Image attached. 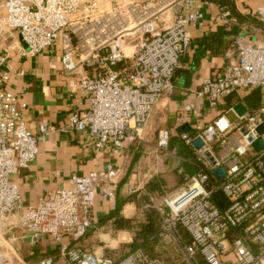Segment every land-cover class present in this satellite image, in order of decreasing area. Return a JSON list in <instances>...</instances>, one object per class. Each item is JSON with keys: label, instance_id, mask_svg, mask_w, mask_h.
<instances>
[{"label": "built area", "instance_id": "built-area-1", "mask_svg": "<svg viewBox=\"0 0 264 264\" xmlns=\"http://www.w3.org/2000/svg\"><path fill=\"white\" fill-rule=\"evenodd\" d=\"M110 1L0 0V36L5 30H16L24 44L20 55L59 42L63 68L82 70L78 84L87 92L89 104L69 115L68 126L87 133L96 149L123 148L126 141L142 139L159 96L173 89L174 72L190 45L189 26L203 18L210 2L146 0L111 6ZM260 1L257 17L263 39L252 44L237 39L236 52H226L227 62L214 77L203 78L196 92L211 109H217L230 94H237L238 100L216 115L210 125L217 131L212 140L203 135L210 126L200 123L197 134H181L190 146L196 135L205 141L197 157L188 161L196 170H181L182 187L154 203L162 220L157 234L173 236L181 264H199L198 257L206 264H264V146L257 151L251 145L264 120V0ZM216 4L221 23L233 24L230 9ZM164 12L172 20L159 27L158 17ZM6 59L7 54L0 51V221L14 219L12 225L27 234L30 244L44 235L59 243L54 253L32 264H162L141 250L113 261L77 243H62L64 234L78 242L94 227L97 195L115 198L119 168L112 164L86 175H72L69 186L49 189L36 203L23 207L10 175L33 161L39 143L52 128L46 121L39 122L36 132L26 126L17 96L4 86L9 79L3 67ZM254 89L259 92V107L249 112L243 97ZM238 101L246 106V113L235 114L233 121L225 118L226 127L217 129L215 122L230 111L235 113L233 105ZM184 109L195 119L202 117L192 103ZM232 129L237 141L224 150ZM169 139L170 131L160 129L157 149L168 151ZM215 140L223 145L217 155L210 145ZM217 166L224 169L220 178L212 173ZM214 193H220L223 206L213 201ZM178 226L187 232L188 242L179 235ZM19 239L10 231L7 238L0 237V264H29L15 245Z\"/></svg>", "mask_w": 264, "mask_h": 264}, {"label": "crops", "instance_id": "crops-1", "mask_svg": "<svg viewBox=\"0 0 264 264\" xmlns=\"http://www.w3.org/2000/svg\"><path fill=\"white\" fill-rule=\"evenodd\" d=\"M144 1L111 0L109 4ZM230 1L231 4L226 7L234 20L230 26L221 23L217 17V2L212 1L204 7L203 18L189 26L190 45L180 57V66L174 72L172 91L159 96L151 119L142 131V139L126 141L123 148L107 146L96 149L87 133L68 126L69 115L75 110L87 108L89 98L78 84L82 70L67 72L63 68L59 42L37 53L20 55V46L24 44L18 32L3 31L0 51L7 54L3 67L9 75L5 88L17 96L18 108L29 129L36 132L40 121L48 122L52 128L51 133L39 143L33 161L10 175V180L17 185L22 196L23 207L36 203L49 189L69 186L72 175H86L103 169L107 164L119 168L115 198L106 200L96 196L93 208L95 229L104 224L112 225L116 214L132 217L142 208L136 201L142 195L158 202L164 195L182 187L184 172L187 173L183 164L198 155L197 150L181 138L182 125L188 124L189 132L195 135L198 133L197 123L210 126L216 115L238 100L237 94L233 93L225 97L217 109L209 108L204 99L196 96L202 79L214 77L221 70L228 60L225 53L236 52L237 39L240 38L242 43L263 39L257 17L261 1ZM170 20L172 16L164 12L158 17L159 27ZM87 72L92 73V69H87ZM190 103L202 111L199 120L185 111V105ZM163 128L170 131L166 152L156 147L157 132ZM179 143L183 148H179ZM149 187L156 190L150 192ZM132 195L135 199L127 200ZM9 231L19 235L15 245L29 264L54 253L59 246L48 235L30 244L27 234L6 221H0V237L7 238ZM62 243L72 245L77 242H71L70 234L66 233ZM35 246L37 250H34Z\"/></svg>", "mask_w": 264, "mask_h": 264}, {"label": "rangeland", "instance_id": "rangeland-1", "mask_svg": "<svg viewBox=\"0 0 264 264\" xmlns=\"http://www.w3.org/2000/svg\"><path fill=\"white\" fill-rule=\"evenodd\" d=\"M243 44H252L247 43L246 41H243ZM237 141L236 131L232 129L228 134V144L224 148L227 149L228 145H234ZM212 150H214V153L217 155L219 150H223V145L221 146L219 144V141L215 140L212 141L210 144ZM179 148H183L182 143H179ZM143 197H139V201L142 200ZM150 205L152 203H156V199H151ZM143 205L145 204V201L142 202ZM149 205L148 203H146ZM147 205L143 206L134 214L136 220H142L143 219V212L142 209L146 207ZM148 207V206H147ZM18 229V228H16ZM20 230V229H19ZM21 231V230H20ZM177 231L179 235H181L182 239L186 242L189 241V236L187 232L182 228L181 226L177 227ZM22 232V231H21ZM25 233V232H23ZM186 233V235H184ZM132 239V233L130 231H125L121 229H117L114 224L108 225L104 224L99 226L98 228H92L89 230L85 235L82 236V238L78 241V245L81 247L90 250L94 253H96L99 256L108 257L112 259L113 261H118L125 257L126 255L130 254L126 253L128 251V248L125 247V244L130 242ZM24 244H26V241L24 240ZM38 247L35 246L34 250H37ZM154 257L158 258L162 264H181V252L176 246V243H174L173 236L169 233L165 235L164 237H160V241L154 247ZM21 256L23 255L22 252H19ZM144 254H146L144 252ZM147 255V254H146ZM148 259L153 260L147 255ZM199 262V257H198Z\"/></svg>", "mask_w": 264, "mask_h": 264}, {"label": "trees", "instance_id": "trees-1", "mask_svg": "<svg viewBox=\"0 0 264 264\" xmlns=\"http://www.w3.org/2000/svg\"><path fill=\"white\" fill-rule=\"evenodd\" d=\"M209 1L217 2L218 4L223 5L225 7H228L231 4L230 0H209ZM244 102L249 112L256 111L257 108L259 107L258 89H254L250 91L249 93H247L244 96ZM183 166H184V169L189 173H192L196 170L195 166L187 162L184 163ZM149 189H150L149 190L150 192H154L156 190L155 188H150V187ZM134 196L135 195H132V197H128L127 200H134L135 199ZM140 197H143V198L141 201H139V197L136 199V201L138 202L137 205H140L143 207L147 205L146 203L149 204L147 205L148 207L146 206L144 207V209H142V212H143L142 220H136L134 216L123 217V216H119L116 214L114 216L112 223L117 229L128 230L132 233L131 241L125 244V247L128 248V251L126 253H129L131 251H132L131 253H133L137 250H141L145 252L153 260L160 261L158 258L154 257V253H155L154 247H156V245L160 241V237L158 236L157 232L162 222L161 216H160L159 211L152 204L150 205L149 201L151 200L148 196L142 195ZM212 199L219 206L220 205L223 206L225 204V201L220 195V193H214L212 195ZM143 201H145L144 205L142 203ZM184 235H186V233H184ZM199 264H206V262L202 258L199 257Z\"/></svg>", "mask_w": 264, "mask_h": 264}, {"label": "water", "instance_id": "water-1", "mask_svg": "<svg viewBox=\"0 0 264 264\" xmlns=\"http://www.w3.org/2000/svg\"><path fill=\"white\" fill-rule=\"evenodd\" d=\"M233 110L235 113L233 112H228L225 114V117H220L216 122H215V126L217 129L222 130L226 127L227 122L226 119H228L229 121H233L235 119V114L241 116L244 113H246L247 108L246 106L243 104V102L238 101L236 104L233 105ZM226 118V119H225ZM183 132H189V125L188 124H184L181 127ZM257 132L259 134V137L254 140L251 145L255 150H259L262 146H264V140L262 135L264 134V120L263 122L257 127ZM217 134V131L214 127L210 126L208 128H206L203 131V135L207 140H212ZM191 145L192 147L199 151L201 150L204 145H205V141L203 140L202 136L200 135H196L192 138L191 140ZM207 155H209V152L206 153ZM210 159H212V157L210 156ZM212 173L215 175L216 178H220L221 176L224 175V169L222 168V166H217L212 170ZM7 224H14V219H7L5 220ZM4 221V222H5Z\"/></svg>", "mask_w": 264, "mask_h": 264}]
</instances>
